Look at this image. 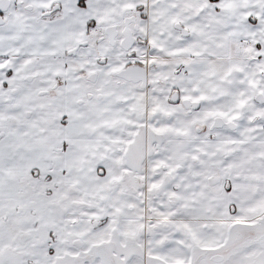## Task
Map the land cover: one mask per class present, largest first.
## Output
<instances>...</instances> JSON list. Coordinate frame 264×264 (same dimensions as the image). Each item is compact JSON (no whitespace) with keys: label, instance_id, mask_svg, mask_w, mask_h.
Listing matches in <instances>:
<instances>
[{"label":"snow or ice","instance_id":"obj_1","mask_svg":"<svg viewBox=\"0 0 264 264\" xmlns=\"http://www.w3.org/2000/svg\"><path fill=\"white\" fill-rule=\"evenodd\" d=\"M0 264H264V0H0Z\"/></svg>","mask_w":264,"mask_h":264}]
</instances>
